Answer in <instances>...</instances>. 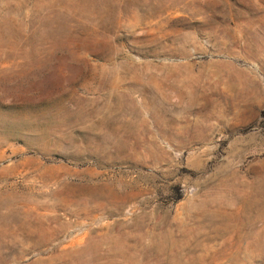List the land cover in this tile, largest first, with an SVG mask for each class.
<instances>
[{
    "label": "rangeland",
    "instance_id": "rangeland-1",
    "mask_svg": "<svg viewBox=\"0 0 264 264\" xmlns=\"http://www.w3.org/2000/svg\"><path fill=\"white\" fill-rule=\"evenodd\" d=\"M0 264H264V0H0Z\"/></svg>",
    "mask_w": 264,
    "mask_h": 264
},
{
    "label": "bare ground",
    "instance_id": "bare-ground-1",
    "mask_svg": "<svg viewBox=\"0 0 264 264\" xmlns=\"http://www.w3.org/2000/svg\"><path fill=\"white\" fill-rule=\"evenodd\" d=\"M204 226V225H203ZM189 232V231H188ZM197 233V232H196ZM189 235V234H188ZM196 236V235H195ZM201 236V235H200ZM192 237V236H191ZM189 238V237H188ZM191 240V239H190ZM183 249V248H182Z\"/></svg>",
    "mask_w": 264,
    "mask_h": 264
}]
</instances>
